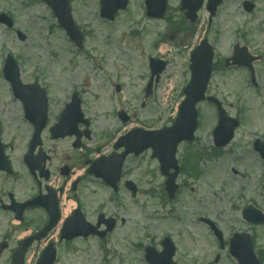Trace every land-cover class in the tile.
<instances>
[{"label":"rangeland","instance_id":"374dc122","mask_svg":"<svg viewBox=\"0 0 264 264\" xmlns=\"http://www.w3.org/2000/svg\"><path fill=\"white\" fill-rule=\"evenodd\" d=\"M138 1L133 0L128 12L120 14L112 23L99 17L96 2H89L83 7L79 5L75 13L76 21L88 32L81 49L70 43L65 32L56 27L54 19H50L42 5L30 10L28 15H21V32L26 35L25 41H18L13 34L0 30V134L14 172L23 171L21 157L30 127L21 116V103L11 96L9 84L2 78V64L7 53L15 57L24 83L38 81L49 90L53 115L56 116L58 107L70 93L75 92L82 97L83 107L92 122V135L85 145L91 151H112L111 135L120 136L134 126L161 128L175 119L176 109L182 100L185 62L175 49L176 39L164 46L169 51L162 54L161 48L155 45L158 34L168 30L165 36L172 35L167 26L171 23L168 21L174 20L173 12L166 22L150 20L145 25L143 18H146H141L143 12ZM238 7L237 2L229 0L213 23L209 37L213 41L215 30L219 31V55L227 53L232 32L237 31V27L246 29L257 43L264 42V3L260 2L258 10L246 16L233 14L238 13ZM203 21L206 23V19ZM1 42H7L9 46L3 48ZM148 55L161 57L168 64L155 86L153 97L147 96L144 91L147 84L145 77L149 75ZM214 81L210 95L219 98L229 114L242 118L243 125L231 145L214 156L211 132L217 125V112L209 103L200 105L202 127L198 131L197 142L190 146L193 148L192 155L199 157L196 162L200 173L194 171L195 176L193 172L188 175V171H181L179 182L185 187L173 203L167 198L166 201L161 199L164 194L159 187L163 180L158 162L152 161L150 154L126 163V171L138 181L141 190L153 188L156 195L140 194L133 201L127 200L134 209L132 220L129 219L130 228L117 230L112 237L116 247L123 248L124 254L125 249L130 248L126 246L127 238L142 233L162 234L167 230L175 233L181 246L177 253L180 264H207L215 251L224 253L217 250L214 237L204 224L191 225L199 224L197 221L203 216L216 221L227 236L237 229L249 231L255 241L256 254L257 251H264V226L255 228L241 219L243 208L250 204L264 212V195L258 187L264 176V163L252 149L254 139H264V91L246 89L243 75L217 74ZM258 82L261 83L262 78ZM116 84H122L120 95L114 92ZM119 110L127 112L131 121L126 124L120 122L116 117ZM71 142L68 138L54 144L47 137L46 146L53 150L55 156L53 162L56 166L52 167L55 172L64 165L72 164V160H67L73 152ZM190 147L181 149L180 159H184ZM15 175L11 178L0 173V191L29 186L28 178ZM86 192L87 189H84ZM100 193L102 200L108 195L103 188ZM2 215L0 213V218ZM163 216L167 219L160 220L159 217ZM171 217H177L178 221L172 222ZM142 260L141 255L127 256L122 262L113 261L111 264H142ZM3 262L4 258L0 257V263ZM233 263L225 254L219 264Z\"/></svg>","mask_w":264,"mask_h":264},{"label":"flooded vegetation","instance_id":"af4514ba","mask_svg":"<svg viewBox=\"0 0 264 264\" xmlns=\"http://www.w3.org/2000/svg\"><path fill=\"white\" fill-rule=\"evenodd\" d=\"M92 1L98 2V0H84L87 4ZM249 1L253 2V0ZM38 3L36 0H0V15L6 16L12 24L11 27L0 24V29L16 36L15 33L20 31L23 24L21 15L27 14L30 8ZM179 4L180 0H177V38L181 48L183 46L188 48L186 55L190 57L200 40L207 38L209 44L213 45L207 34L211 28L207 25L202 38H198L196 22L191 24L186 20ZM70 5L73 9L79 4L77 0H70ZM45 7L51 12L47 6ZM242 45L247 47V43ZM260 45L262 46L261 54L254 55L260 58L261 63H264V43ZM222 69L228 71L232 68L222 67ZM90 133L86 137L82 132L80 147L72 150L70 158L67 159L72 160V164L63 166L64 173H62V167L58 168L57 172L52 169L56 166L53 162L54 152L45 145L43 140L41 148H36L31 152L29 164L33 171L30 167H26L25 171L29 186L16 187L14 190L18 189L21 197H25V201H37L39 198L37 202H41L40 205L27 207L21 216L16 218V212L6 207L11 203V197L7 195V200L0 197V213L3 214L0 218V257L4 258V264L12 263V258L20 246L25 248L24 264H38L40 259L44 263L50 261L51 264H73V262L74 264H95L98 261L106 264L104 262L107 258L123 260L124 257H132L140 253L145 256L149 247L156 254L164 250V239L169 237L157 232L148 236L146 235L148 233H142L139 236L133 235L127 238V245L133 248L125 249L126 254L123 248L115 250L116 243L112 240V235L117 230L130 228L129 219L134 210L133 206L126 204L127 200L125 203L124 200L121 202L118 200L119 194L123 196L130 193L124 187V181L130 177L122 178L118 189L111 191L104 183L89 174L88 169L93 160L97 158L98 152V150L91 151L85 148L84 139H88ZM51 179H54L55 185L49 184ZM102 185L108 193L103 200L100 193ZM48 188L52 189L55 194L47 195ZM84 189H87L86 193ZM79 214L92 226L90 227L92 230L95 228V233L87 236L74 235L70 238L69 235L73 231L79 232L87 229L83 226ZM52 218L55 221L50 225ZM107 220H112L114 227L111 228ZM67 224L73 227L67 230L64 228ZM33 238L35 241L32 243L27 241ZM174 245H176V253L178 244L175 240ZM29 255L30 260L27 262Z\"/></svg>","mask_w":264,"mask_h":264},{"label":"water","instance_id":"95a60500","mask_svg":"<svg viewBox=\"0 0 264 264\" xmlns=\"http://www.w3.org/2000/svg\"><path fill=\"white\" fill-rule=\"evenodd\" d=\"M120 5H116L115 7H112L110 0H103L102 1V15L107 16L110 19L113 18L114 13L117 11V9L124 8L125 7V0H119ZM59 20L62 23V26L65 28L66 32L68 33V36L73 42H77L78 45L81 46V34L77 30L75 24H73V21H71L69 11L63 12L62 10H58ZM5 71L4 76L6 79H8L12 83V89L14 90L15 96L22 99L24 101L25 110L27 111L28 116L30 117V114L32 115H39L41 114V119H37L36 117H32L31 119L35 126V137H38L40 134L42 128L45 126V113H46V98L43 93V91L38 88L36 84L33 86H24L20 82L19 77V69L16 67L14 62L11 58H9L5 65ZM193 87H196V89H199L200 92H190L185 100V102L182 104L179 110V116L176 119V122L174 124L173 128H165L162 131H157L154 133H148V132H141V131H133V133L127 135L126 137H122V143L117 144L115 147H120L122 145H125V147L128 149V152H136L139 153L143 151L145 148L150 147L153 149V157H157L160 159L161 162V169L162 172L167 175L169 168L175 169V172L169 176L167 181V191L171 194L174 193V189L176 188L174 186V178L177 174V168L175 165V158L174 154L176 151V145L179 141L183 139H191L193 137L192 133L196 128V113L194 111V106L197 103V100H200L203 98L204 88L203 86L198 85L196 82H193ZM77 113L79 115V107L78 102L75 101L73 104H69L67 106L66 112L61 117L60 122L56 125L55 128H53V133L57 136H65L68 132L71 131L70 129L72 126H75L76 122L68 117L72 114ZM122 116L123 120H125V117L123 114H120V117ZM236 122H232L231 128L228 132H230L231 129L235 126ZM218 130L215 132L216 135H218ZM136 135H140L139 137H136ZM227 137V136H226ZM223 140L222 144L226 142L227 138ZM231 137V136H230ZM264 151V149H263ZM125 153V152H124ZM123 153V155H124ZM261 154L264 155V153L261 152ZM123 155L119 157L112 158L115 162L114 170L112 175L115 178H118L119 176V169L120 165L122 163ZM111 160V159H110ZM107 160V161H110ZM102 161H99L101 163ZM0 170L8 171L10 170L7 158L5 154H3V149L0 143ZM112 176V178H113ZM105 179H110L109 177L103 175ZM252 210V209H250ZM254 211V210H252ZM255 216L252 218L250 215L246 216L248 220H250L253 223L256 222H264V216L259 211H254ZM235 238H238V240H232L231 244V253L237 258L239 264H260L258 263L254 253L252 252V241H250V237L248 235L246 236H236Z\"/></svg>","mask_w":264,"mask_h":264},{"label":"bare ground","instance_id":"6f19581e","mask_svg":"<svg viewBox=\"0 0 264 264\" xmlns=\"http://www.w3.org/2000/svg\"><path fill=\"white\" fill-rule=\"evenodd\" d=\"M164 52V50L161 51V53Z\"/></svg>","mask_w":264,"mask_h":264}]
</instances>
